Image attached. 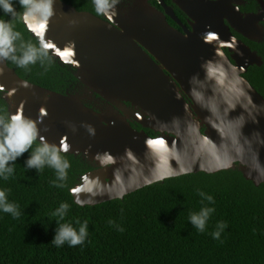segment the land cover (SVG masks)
<instances>
[{"label": "water", "instance_id": "1", "mask_svg": "<svg viewBox=\"0 0 264 264\" xmlns=\"http://www.w3.org/2000/svg\"><path fill=\"white\" fill-rule=\"evenodd\" d=\"M256 2V12L242 13L243 0H171L188 18L190 30L183 25L181 34L168 25L167 16L179 21L163 0H132L104 19L54 0L46 22L22 19L25 28L49 45L55 61L72 68L87 97L108 106L97 112L83 104L86 96L32 84L5 60L0 92L8 116L32 119L40 137L91 166L70 190L81 207L197 173L237 169L259 187L264 98L244 75L262 60L233 34L264 40V0Z\"/></svg>", "mask_w": 264, "mask_h": 264}, {"label": "trees", "instance_id": "2", "mask_svg": "<svg viewBox=\"0 0 264 264\" xmlns=\"http://www.w3.org/2000/svg\"><path fill=\"white\" fill-rule=\"evenodd\" d=\"M61 1L77 11L95 13L92 0ZM163 1L172 5L171 0ZM243 1L241 12L257 11L256 0ZM15 7L23 13L19 0ZM175 10L186 24L185 15ZM0 19L13 23L24 42L39 47L22 19L3 12ZM242 41L262 60V65L250 67L244 78L264 98V40ZM6 62L20 78L60 94L71 91L78 82L71 68L60 65L50 55L43 66L37 62L20 68L11 60ZM0 116L8 117L1 92ZM29 155L25 152L15 161L13 176L0 179V189L8 190L9 202L21 212L15 219L0 211V264H264V184L255 187L237 169L166 179L123 200L81 207L74 203L70 190L91 166L81 157L63 154L71 167L66 186L58 188L52 183L56 180L53 169L45 167L38 172L26 168ZM199 191L213 196L215 203L202 200ZM64 202L70 209L60 223H71L78 229L77 220L88 222L85 242L75 247L51 243L59 227V218L52 213ZM204 206L214 207L215 211L201 233L191 225L189 216ZM110 220L115 223L109 224ZM220 222L227 227L216 240L211 234ZM117 226L124 230L119 231Z\"/></svg>", "mask_w": 264, "mask_h": 264}, {"label": "clouds", "instance_id": "3", "mask_svg": "<svg viewBox=\"0 0 264 264\" xmlns=\"http://www.w3.org/2000/svg\"><path fill=\"white\" fill-rule=\"evenodd\" d=\"M15 2L16 0H0V12L25 21L34 19L40 22H46L53 15L54 0H19L20 6L24 9L23 13L17 12ZM92 3L97 16H107L115 12L119 0H92ZM18 41L20 42L19 46L17 45ZM48 48L49 45L43 41L40 42L39 47L30 42H24L21 32L15 30L13 23L0 19V61L11 60L20 68H28L37 62L43 66L45 58L49 56ZM87 128L90 134H94V129L91 126H87ZM38 138L39 142H37ZM34 144L36 146L33 148ZM67 151L66 146L58 147L40 137L37 123L32 119L24 117L22 114L0 116V179L8 180L13 176L15 161L25 152H30L25 161L26 168L36 169L38 172L45 167L53 169L56 176V180L52 182L53 186L63 188L66 186L68 170L71 167L70 161L63 155ZM198 194L202 200L208 201L209 204L215 203L213 196L203 191H199ZM69 209L70 205L64 202L52 213L53 217L59 218L57 220L59 227L56 228L51 241L57 247H62L65 243L69 247L81 245L88 236L87 221L81 223L77 220L78 229L71 223H60L64 220ZM0 211L11 214L15 219H19L21 215L18 206L9 202L7 189H0ZM214 211V207L204 206L199 212L190 214L189 222L202 233ZM114 223V221H109V224ZM226 227L224 222L218 223L217 230L211 234L213 239L219 240ZM117 228L121 232L124 230L119 226Z\"/></svg>", "mask_w": 264, "mask_h": 264}, {"label": "flooded vegetation", "instance_id": "4", "mask_svg": "<svg viewBox=\"0 0 264 264\" xmlns=\"http://www.w3.org/2000/svg\"><path fill=\"white\" fill-rule=\"evenodd\" d=\"M131 1L132 0H119V3L117 4V6L116 7H121V5L123 4V6L124 7H129V5H132V3H131ZM153 2H156V1H150V4L153 6V7H155V9L156 10H158V11H160V12H163V9L160 7V5H154L153 4ZM245 2V1H244ZM158 4V3H157ZM166 4V3H165ZM167 6H169V7H172L173 8V11H174V14H175V16H176V18L178 19V21H179V23L177 22V21H173L170 17H166V21H167V23H168V25L171 27V28H173L175 31H177V32H179V33H181V34H183V25L184 26H186L187 27V29L188 30H190V27L188 26V23H187V21H188V18L186 17V15H185V17H186V19H185V23L186 24H184L183 23V19H181L179 16H178V14H177V12H176V10H175V7H174V5L172 6V5H169V4H166ZM133 6V5H132ZM243 6H245V4L244 5H242V6H240V7H243ZM240 7H239V10H240ZM177 8V7H176ZM241 11V10H240ZM243 13V12H242ZM92 14H94L95 16H97L96 15V13H92ZM110 16H114L115 14H109ZM97 17H99V18H101V19H104V17L103 16H97ZM183 17V16H182ZM233 34H234V36L237 38V39H241L242 40V38L241 37H239L240 35H238V34H236V33H234L233 32ZM225 53L228 55V53H227V51L225 50ZM153 60H154V58H152ZM156 63L159 65V63L156 61ZM65 67H68V66H65ZM68 68H71V67H68ZM71 70H72V68H71ZM69 71H70V69H69ZM165 72V71H164ZM166 73V72H165ZM74 87H73V89H71V91L70 90H67L66 92H65V94H71V93H73V94H78V95H82V96H86L85 94H84V90H83V86L81 85V84H79L78 82H77V84H74L73 85ZM82 102H83V104L85 105V106H87V107H89V108H92L93 110H95V111H100V110H104L105 108H106V106H108V104L105 102V101H102V100H99L96 96H92V98H89V97H87L86 96V98L85 99H83L82 100ZM129 121V123H130V125H131V127L133 128V129H135V130H137V131H141L142 130V127L139 125V124H137L136 122H134V121H132V120H128ZM144 131L146 132V134L148 135V136H150L151 138H156V137H158L159 136V134H157V133H154V132H152V131H150V130H147V129H144Z\"/></svg>", "mask_w": 264, "mask_h": 264}, {"label": "bare ground", "instance_id": "5", "mask_svg": "<svg viewBox=\"0 0 264 264\" xmlns=\"http://www.w3.org/2000/svg\"><path fill=\"white\" fill-rule=\"evenodd\" d=\"M243 38V37H242ZM240 40V39H239ZM242 41V40H241Z\"/></svg>", "mask_w": 264, "mask_h": 264}]
</instances>
